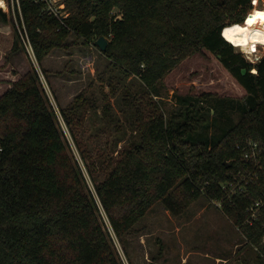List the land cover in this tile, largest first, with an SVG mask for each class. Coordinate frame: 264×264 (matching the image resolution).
Wrapping results in <instances>:
<instances>
[{
  "label": "trees",
  "instance_id": "obj_1",
  "mask_svg": "<svg viewBox=\"0 0 264 264\" xmlns=\"http://www.w3.org/2000/svg\"><path fill=\"white\" fill-rule=\"evenodd\" d=\"M252 1L65 0L69 15L62 23L45 12L44 0H17L22 33L16 32L13 52L26 41L41 64L78 38L98 46L104 36L107 48H98L109 67L144 88L123 86L118 105L131 134L116 155L97 159L80 137L91 112L105 123L116 120L110 102L98 113V97L85 88L60 109L89 174H105L95 182V194L70 153L38 71L12 81L0 95V264H125L101 212L125 245L156 204L179 215L200 197L220 202L264 261V55L248 60L223 34L249 20ZM0 22H8L2 8ZM72 34L77 40H69ZM203 51L242 90L241 97L183 95L167 117L155 98L162 96L165 78ZM226 102L241 116L212 131Z\"/></svg>",
  "mask_w": 264,
  "mask_h": 264
},
{
  "label": "rangeland",
  "instance_id": "obj_2",
  "mask_svg": "<svg viewBox=\"0 0 264 264\" xmlns=\"http://www.w3.org/2000/svg\"><path fill=\"white\" fill-rule=\"evenodd\" d=\"M3 1L5 6L0 4V8L7 12L8 22H0V85L7 82L6 79H18L32 69L38 71L42 85L58 115L70 153L73 159L78 161L90 190L95 194V182L101 180L105 174L100 170L94 173V176L89 174L60 109L68 106L85 88L88 89V95L93 92L98 97V113L104 103L110 102L116 120L105 123L91 112L80 131V137L86 141L92 155L97 159L102 153L116 155L126 145L131 134L125 113L118 105V98L124 85L130 86L134 91H140L144 86L135 78L121 79L117 75L118 70L109 67L110 61L103 56L99 46L92 43L84 45L83 38L77 40L76 35L72 34L69 40H77L78 44L70 50L54 49L49 54L52 60L45 66H49L59 78L64 76L76 80L68 86V82L57 79L59 86L56 84L57 88H53L48 76L43 73V64L36 60L31 45L23 41V47L19 51H12L16 32L22 33V27L16 13L17 0ZM252 4L253 11L249 19L259 18L258 9L264 8V0H253ZM245 22L226 27L225 29L234 26L225 36L238 51L255 63L264 55V47H259L257 55L248 54L241 49L239 44L246 40L248 23ZM263 22L260 21L258 26L264 33ZM164 84L162 96L155 98L167 117L177 108V99L183 95L213 92L227 99H237L242 95V90L206 51L185 60L165 78ZM7 88L9 87L6 85L1 86L0 95ZM69 90H72L71 93ZM225 104V113L217 115L216 124L211 125L212 131L220 132L221 128L236 123L241 116L229 102ZM204 106H208V103L204 102ZM215 116L212 110L208 118L213 120ZM100 216L125 264L172 262L171 260L188 253L191 258L188 264H264L257 247L247 243L241 229L221 209V203L207 197H200L179 215H173L161 203L156 204L138 224V232L126 238L125 245H121L114 235L106 214L101 212ZM212 256L226 259L219 261Z\"/></svg>",
  "mask_w": 264,
  "mask_h": 264
},
{
  "label": "crops",
  "instance_id": "obj_3",
  "mask_svg": "<svg viewBox=\"0 0 264 264\" xmlns=\"http://www.w3.org/2000/svg\"><path fill=\"white\" fill-rule=\"evenodd\" d=\"M236 25H240V24H236ZM242 25V24H241ZM235 26V25H234ZM234 26H231V27H229V28H227V29H224L225 30V33H224V35H226V32L228 31H230V30H232V28L234 27ZM226 37V36H225ZM227 38V37H226ZM228 39V38H227ZM230 40V39H229ZM60 58V57H59ZM58 58V59H59ZM52 60V57H51V55H48L47 56V58L45 59V60H43V62H42V64H43V68H44V70H46L47 71V73H46V75L48 76V80H49V82H51L52 83V85H53V88H57L55 85L57 84L58 86H59V81L57 80V79H61V82H68V86L70 85V84H72V82H75V80L76 79H67V78H65L64 76H62L61 78H59L57 75H56V73L54 74V72L52 71V69L51 68H48L47 66H45L46 64H49V62ZM56 75V76H55ZM19 79V78H18ZM18 79H6L7 80V82H3V83H1V85H0V87L1 86H7V87H10L11 86V83L10 82H12V81H16V80H18ZM62 84V83H61ZM64 86H65V84H64ZM66 86H67V84H66ZM8 89V88H7ZM7 89H5L4 90V92L7 90ZM72 89H74V87L72 88ZM70 91H72V90H69L68 92L69 93H71ZM4 92H2V93H4ZM65 93H67L66 91H65ZM56 94V93H55ZM58 95V94H57ZM59 97H61V95H58ZM62 103H64L63 102V100H62ZM188 255H189V257H188ZM207 256H209L208 254H207ZM212 258H214L215 260H224V259H226V258H224V257H220V256H216V257H214V256H212ZM190 253H188V254H185V255H180V257L178 258V259H175V260H171L172 262H167V261H165V262H158V264H188L189 262H190Z\"/></svg>",
  "mask_w": 264,
  "mask_h": 264
},
{
  "label": "bare ground",
  "instance_id": "obj_4",
  "mask_svg": "<svg viewBox=\"0 0 264 264\" xmlns=\"http://www.w3.org/2000/svg\"><path fill=\"white\" fill-rule=\"evenodd\" d=\"M0 4L5 6L3 0L0 1ZM239 46L244 52L251 55H257L260 51L259 47H264V33L259 30L258 23L247 24L246 40L240 43Z\"/></svg>",
  "mask_w": 264,
  "mask_h": 264
},
{
  "label": "built area",
  "instance_id": "obj_5",
  "mask_svg": "<svg viewBox=\"0 0 264 264\" xmlns=\"http://www.w3.org/2000/svg\"><path fill=\"white\" fill-rule=\"evenodd\" d=\"M46 3L45 12L52 14L59 18V20L64 23V19L69 15V12L65 10L66 3L65 0H44ZM246 157H249L246 154ZM259 203H257L258 206ZM253 211L252 217H255L257 210L253 207L251 209ZM264 242V237H263Z\"/></svg>",
  "mask_w": 264,
  "mask_h": 264
},
{
  "label": "water",
  "instance_id": "obj_6",
  "mask_svg": "<svg viewBox=\"0 0 264 264\" xmlns=\"http://www.w3.org/2000/svg\"><path fill=\"white\" fill-rule=\"evenodd\" d=\"M97 45L102 51H104L107 48L108 40L104 36H101L97 39ZM252 71L254 73H257V69H253Z\"/></svg>",
  "mask_w": 264,
  "mask_h": 264
},
{
  "label": "snow or ice",
  "instance_id": "obj_7",
  "mask_svg": "<svg viewBox=\"0 0 264 264\" xmlns=\"http://www.w3.org/2000/svg\"><path fill=\"white\" fill-rule=\"evenodd\" d=\"M257 16L261 19L264 20V13H258ZM255 22V18H250L247 23L249 25L253 24Z\"/></svg>",
  "mask_w": 264,
  "mask_h": 264
}]
</instances>
